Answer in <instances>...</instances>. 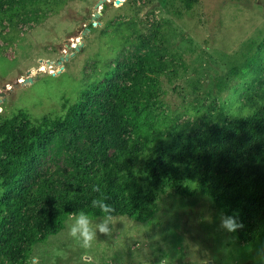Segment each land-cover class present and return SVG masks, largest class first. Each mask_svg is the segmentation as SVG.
<instances>
[{
	"label": "rangeland",
	"instance_id": "obj_1",
	"mask_svg": "<svg viewBox=\"0 0 264 264\" xmlns=\"http://www.w3.org/2000/svg\"><path fill=\"white\" fill-rule=\"evenodd\" d=\"M13 1L0 3L8 8ZM97 1L34 0L16 17L0 18L1 117L59 116L75 101L84 112L77 137L70 141L67 132L47 143L24 191L2 193L0 264H264V237L251 238L242 226L228 231L208 199L169 190L156 193L145 221L111 215L110 234L97 233L88 249L68 235L73 214L45 241L2 249V236L13 237L17 228L45 232L51 197L76 170L75 159L97 164L81 153L99 138L94 126L102 128L101 116L111 120L110 155L143 145L120 105H127L125 88H135L138 109V100L146 104L152 142L174 152L252 113L264 119V0H195L189 9L184 0H105L96 7ZM263 150L247 149L238 169L256 170ZM44 181L46 193L31 200ZM91 218L93 227L104 219Z\"/></svg>",
	"mask_w": 264,
	"mask_h": 264
},
{
	"label": "trees",
	"instance_id": "obj_2",
	"mask_svg": "<svg viewBox=\"0 0 264 264\" xmlns=\"http://www.w3.org/2000/svg\"><path fill=\"white\" fill-rule=\"evenodd\" d=\"M33 1L14 0L8 8L0 3V18L16 17ZM194 1L184 0L188 9ZM134 90L129 87L123 90L127 105H120L130 117L135 136L144 139L143 145L136 148L131 143L110 155L112 144L106 137L111 132V120L101 116L102 128L94 126L99 138L81 153L86 161L93 158L97 164H84L81 157L75 159L76 170L65 175L51 197L44 218L45 232L39 234L35 227L27 226L15 229L13 237L2 236V249L6 253L10 251L7 246H13L14 241L28 239L31 244L45 241L63 228L69 214L83 210L90 217H104L98 208L91 206L96 198H107L105 202L113 209L110 215L145 221L156 209V193L165 190L205 197L224 216L235 217L239 226L249 228L251 238L264 237V119L252 113L232 126L222 127L219 133L211 131L196 136L183 150L174 152L150 139L153 120L146 104L138 100L139 109L135 106ZM65 108L62 115H43L34 120L22 111L7 118L0 115V154L5 156V161L0 159V212L7 206L2 193L24 191L25 177L30 174L33 162L46 154L47 143L53 136L70 132L73 137L70 141L77 137L84 119L83 108L79 101ZM260 146L263 151L259 167L240 171L237 160L246 156L247 149L260 151ZM94 184L100 187V192L92 191ZM48 185V181L39 185L31 193V200L46 193L41 186ZM241 233L237 238L243 237ZM16 250L20 254L25 251L20 247Z\"/></svg>",
	"mask_w": 264,
	"mask_h": 264
},
{
	"label": "clouds",
	"instance_id": "obj_3",
	"mask_svg": "<svg viewBox=\"0 0 264 264\" xmlns=\"http://www.w3.org/2000/svg\"><path fill=\"white\" fill-rule=\"evenodd\" d=\"M92 191L100 192L101 189L98 185L92 186ZM106 197L96 198L91 201L93 208H98L101 213L104 214V219L93 227L92 218L83 210L73 214L70 219L72 223L68 230V235L76 240L80 247L88 249L92 247L93 241L97 238V233L108 235L110 234V222L112 217L110 213L113 211L111 205L107 204ZM222 228L228 231H234L239 227L235 217L222 216L221 225ZM33 264H37V261H33Z\"/></svg>",
	"mask_w": 264,
	"mask_h": 264
},
{
	"label": "water",
	"instance_id": "obj_4",
	"mask_svg": "<svg viewBox=\"0 0 264 264\" xmlns=\"http://www.w3.org/2000/svg\"><path fill=\"white\" fill-rule=\"evenodd\" d=\"M105 0H98L96 3V7H98L102 2H104ZM120 0H115L116 3H118ZM69 48H71V45H68ZM75 48H78V46H75ZM29 80V79H28Z\"/></svg>",
	"mask_w": 264,
	"mask_h": 264
}]
</instances>
